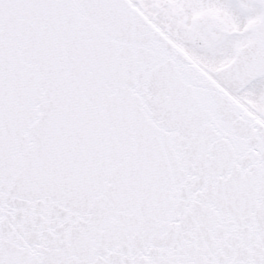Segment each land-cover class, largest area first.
Wrapping results in <instances>:
<instances>
[{"label":"snow or ice","instance_id":"1","mask_svg":"<svg viewBox=\"0 0 264 264\" xmlns=\"http://www.w3.org/2000/svg\"><path fill=\"white\" fill-rule=\"evenodd\" d=\"M0 264H264V0H0Z\"/></svg>","mask_w":264,"mask_h":264}]
</instances>
